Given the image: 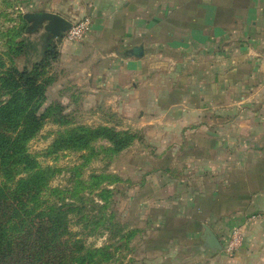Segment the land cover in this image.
Returning <instances> with one entry per match:
<instances>
[{
	"label": "crops",
	"instance_id": "0c3cea01",
	"mask_svg": "<svg viewBox=\"0 0 264 264\" xmlns=\"http://www.w3.org/2000/svg\"><path fill=\"white\" fill-rule=\"evenodd\" d=\"M27 1L92 22L81 41L57 42L56 76L112 108L117 130L145 133L134 148L155 153L137 194L152 224L184 223L183 245L205 226L222 245L241 229L246 264H264V0Z\"/></svg>",
	"mask_w": 264,
	"mask_h": 264
},
{
	"label": "rangeland",
	"instance_id": "374dc122",
	"mask_svg": "<svg viewBox=\"0 0 264 264\" xmlns=\"http://www.w3.org/2000/svg\"><path fill=\"white\" fill-rule=\"evenodd\" d=\"M27 2L0 0V68L4 65L32 70L43 59L42 52L32 48H26L27 54L22 56H16L11 50L19 47L17 43L24 39L31 43L40 39L45 45V29L33 30V23L24 18L28 13H34ZM61 40H53L54 49L58 50L57 42ZM58 59L59 54L57 59L47 63L42 76L47 89L39 114L45 119L42 129L27 148L30 154L37 156L41 168L49 170L44 200L65 201L78 208L69 216L65 239L84 241L89 249H107L111 258L102 264H190L193 258L206 252L207 256L198 264H246L244 231L242 244L234 253L223 249L218 254L205 248L202 237L199 244L175 242L182 240L177 233L183 230L185 225L181 224L184 223L172 226V222L166 229L152 224L153 213L149 218L146 216L142 208L145 198L141 203L137 194L146 182L147 171H151L147 153L152 156L155 153L153 148H134L136 143L146 140L145 133L137 129L117 130L120 118L112 108H107L105 102L89 101L81 92L72 91L69 85L74 82L73 78L60 80L56 76ZM58 81L63 83L59 89ZM102 127L131 134L135 140L121 152H114V144L101 138L84 150H67L46 156L59 138L73 131ZM52 190L59 193L52 196ZM171 240L175 242L173 245L169 244Z\"/></svg>",
	"mask_w": 264,
	"mask_h": 264
},
{
	"label": "trees",
	"instance_id": "16d2710c",
	"mask_svg": "<svg viewBox=\"0 0 264 264\" xmlns=\"http://www.w3.org/2000/svg\"><path fill=\"white\" fill-rule=\"evenodd\" d=\"M44 37L42 47L24 39L11 49L16 56L27 54L26 48L41 51L43 59L32 70L0 68V264H102L111 258L107 249H89L84 241L65 239L69 216L78 208L44 200L49 170L28 152L45 119L39 114L47 89L42 76L47 63L58 56L53 41ZM101 138L114 144V152L135 140L109 128L81 129L56 140L46 156L84 150ZM58 193L52 190L51 195Z\"/></svg>",
	"mask_w": 264,
	"mask_h": 264
},
{
	"label": "water",
	"instance_id": "95a60500",
	"mask_svg": "<svg viewBox=\"0 0 264 264\" xmlns=\"http://www.w3.org/2000/svg\"><path fill=\"white\" fill-rule=\"evenodd\" d=\"M24 18L33 23V30L44 28L47 34V40L63 39L65 33L71 29L72 24L61 16L53 13H28ZM133 56L142 57L144 55L143 47H137L132 51ZM205 248L214 253L220 254L223 251V245L213 230L205 226L203 234ZM217 254V255H218Z\"/></svg>",
	"mask_w": 264,
	"mask_h": 264
},
{
	"label": "built area",
	"instance_id": "2783aa9c",
	"mask_svg": "<svg viewBox=\"0 0 264 264\" xmlns=\"http://www.w3.org/2000/svg\"><path fill=\"white\" fill-rule=\"evenodd\" d=\"M91 25L92 22L89 19H85L77 24H73L71 29L65 33L63 38L71 43L79 42L84 39L85 35L90 31ZM227 240L226 246L223 245V248L229 253H234L239 248V245L242 244V230H234Z\"/></svg>",
	"mask_w": 264,
	"mask_h": 264
}]
</instances>
